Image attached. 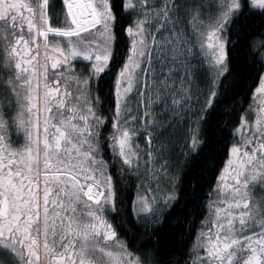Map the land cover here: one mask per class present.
I'll return each mask as SVG.
<instances>
[{"label": "snow or ice", "instance_id": "6c2138e0", "mask_svg": "<svg viewBox=\"0 0 264 264\" xmlns=\"http://www.w3.org/2000/svg\"><path fill=\"white\" fill-rule=\"evenodd\" d=\"M0 264H264V0H0Z\"/></svg>", "mask_w": 264, "mask_h": 264}, {"label": "trees", "instance_id": "16d2710c", "mask_svg": "<svg viewBox=\"0 0 264 264\" xmlns=\"http://www.w3.org/2000/svg\"><path fill=\"white\" fill-rule=\"evenodd\" d=\"M59 2L60 0H51L50 2L51 7L55 8L56 11L60 10ZM233 99H235V97H233ZM225 139H229V137H225ZM222 155L223 153H221V156ZM217 163H220V157L207 161L204 160V158H197L195 162L189 161L184 166L179 183L180 204L175 206L172 210V215L167 217L164 225L159 230L163 241L171 239L172 234L178 231V220L180 223H185L184 217L190 212H195L197 210L198 205L190 203L193 199V190L195 189L197 200L203 201L205 199L203 193L213 182L215 169L212 166ZM185 204H187L186 207ZM189 219H191V216H189ZM173 225H176V227H173ZM185 227H187L186 223Z\"/></svg>", "mask_w": 264, "mask_h": 264}, {"label": "flooded vegetation", "instance_id": "af4514ba", "mask_svg": "<svg viewBox=\"0 0 264 264\" xmlns=\"http://www.w3.org/2000/svg\"><path fill=\"white\" fill-rule=\"evenodd\" d=\"M53 4H54V3H53ZM53 6H54V5H53ZM52 9H53V11H56L55 8L52 7ZM58 11H59V10H58ZM212 183H214V179H213V182H212ZM261 194H262V193L260 192L259 189H257V190L254 192V195H256V196H258V195L260 196Z\"/></svg>", "mask_w": 264, "mask_h": 264}, {"label": "rangeland", "instance_id": "374dc122", "mask_svg": "<svg viewBox=\"0 0 264 264\" xmlns=\"http://www.w3.org/2000/svg\"><path fill=\"white\" fill-rule=\"evenodd\" d=\"M59 3H60V7H61V0H60V2H59ZM258 196H259V195H258Z\"/></svg>", "mask_w": 264, "mask_h": 264}]
</instances>
